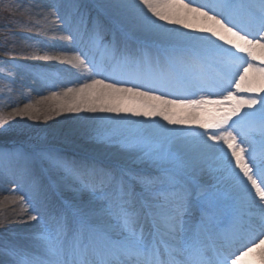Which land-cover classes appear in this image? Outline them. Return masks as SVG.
<instances>
[{
    "label": "snow or ice",
    "instance_id": "6c2138e0",
    "mask_svg": "<svg viewBox=\"0 0 264 264\" xmlns=\"http://www.w3.org/2000/svg\"><path fill=\"white\" fill-rule=\"evenodd\" d=\"M43 7L47 14L35 2L7 5L27 11L29 23L21 26L28 32L61 31L59 23L68 32L59 40L82 45L72 55H53L38 46L45 42L21 36L34 58L75 69L77 86L0 110V133L12 131L17 116L47 121L81 112L160 117L203 131L181 133L176 148V129L158 125L149 133L77 117L71 134L89 147L69 157L46 137L33 142L19 129L20 146L0 149V174L28 185L12 201L25 227L0 239V264H264V0H71ZM190 21L205 35L166 26L191 29ZM122 99L138 105L121 107ZM229 101L223 115L207 113ZM38 166L47 182L37 178Z\"/></svg>",
    "mask_w": 264,
    "mask_h": 264
},
{
    "label": "rangeland",
    "instance_id": "374dc122",
    "mask_svg": "<svg viewBox=\"0 0 264 264\" xmlns=\"http://www.w3.org/2000/svg\"><path fill=\"white\" fill-rule=\"evenodd\" d=\"M37 3L41 6L43 4H68L71 0H0V110L11 112L17 107H23L26 103H32L30 98L24 102L21 100L22 93L27 94L29 88L23 86L20 80L33 82L37 87L45 89L49 95L51 92L61 91V86H63V74L62 71L56 65H49L46 61L34 58L31 55L32 48L28 47L21 36H33L36 40L45 42L43 45H38L44 48V51L51 53L53 48L47 41L48 35H38V33L33 30L28 32L26 27L21 25L29 23V16L27 11L23 8L20 10H9L7 5L12 4L13 8L17 4L28 5L31 3ZM84 3H91L92 0H82ZM43 8L41 6V12ZM63 12V10H62ZM43 24L44 21H41ZM5 25H9L5 28ZM64 29V25L60 24ZM66 31V30H65ZM9 32L17 33L16 36L8 35ZM48 34V33H47ZM66 35L68 32L66 31ZM7 38V39H6ZM36 40L29 41V44L36 43ZM108 35L104 37V43H107ZM82 48V46H81ZM84 50H87L85 48ZM75 51H79L78 49ZM90 51V50H87ZM43 52V51H42ZM8 63H5V62ZM13 62L15 63L14 66ZM45 73L48 77L46 81L34 78L33 73ZM48 95V96H49ZM7 98V99H5ZM18 100V102H14ZM18 103L16 106H10L8 108L4 107L5 103ZM118 103L121 107H135L138 105L137 101L122 99ZM68 113H62L60 115L53 116L49 120L45 121L43 119L33 120L27 116H17L14 118L13 130L7 133H0V149H12L14 147L20 146V137L18 136L19 129H26L33 136V142H36L38 137H46L47 141H57L59 143H66L67 146L61 148L63 152L69 157H78L84 154V151L89 147L83 140H79L77 137L73 136L72 130L76 127L77 119L74 122H69L67 124L63 123V119ZM89 114H77L79 118L88 117ZM90 118L96 119H111L113 121H120V127L125 130H135L142 129L146 132L157 131V125L154 123L153 117H143V116H133L131 113H120L119 116L115 113H96ZM123 118V120H121ZM199 132V131H198ZM182 139V135H174V147L179 148V141ZM76 140L77 147L71 141ZM53 147H58L56 145H51ZM60 148V147H58ZM78 149V150H77ZM4 162L0 161V165ZM14 166V162H13ZM36 176L47 182L49 174L40 169L38 166L36 169ZM0 220L7 217V211L14 209H19V204L12 203L15 197L21 194H27L29 189L28 185L20 180L15 182L9 176L5 178L0 174ZM19 185L20 190L14 191L16 186ZM13 222L8 218V223L10 225ZM14 226V233H18L24 230V226L21 224L12 223ZM5 225H0L3 227ZM8 233L4 230H0V236H6Z\"/></svg>",
    "mask_w": 264,
    "mask_h": 264
},
{
    "label": "bare ground",
    "instance_id": "6f19581e",
    "mask_svg": "<svg viewBox=\"0 0 264 264\" xmlns=\"http://www.w3.org/2000/svg\"><path fill=\"white\" fill-rule=\"evenodd\" d=\"M44 5H48V4H43L41 3V6L43 8L42 10V14H47V12L49 11L48 8H45L43 7ZM63 10V9H62ZM64 11V10H63ZM63 13V12H62ZM49 19H54V17H49ZM190 23H193L194 27L191 28V29H183L181 26H173V25H166L167 27H178L180 28V31H186L188 32L190 35H194V36H201V35H205L204 33H201L197 30L198 28V25H197V22L196 21H190ZM57 28L61 29V31H57V32H52V31H49L48 32V38H47V41L50 43V46L53 48V51L50 53V54H57L58 52L60 51H63L65 52L66 54L68 55H72L74 54L76 51L75 49L77 50H81V44L79 43H72V44H69L68 42L66 41H62V40H59L58 37L61 36V35H66V31L64 30V28L62 26H60L59 23H57L56 25ZM65 27V26H64ZM55 36L57 37V39H52V37ZM107 36V35H106ZM111 39V35L108 34V40ZM215 39V38H213ZM218 43H223L222 41H217ZM227 47V45H225ZM89 50V49H88ZM44 52H40L39 55H43ZM90 54H95L96 55V58L99 59V56L100 54L99 53H93L91 52L90 50ZM47 64L49 65H56L58 66V68L62 71V74H63V86H61V91L63 90V88L65 87H75L77 86V76L79 75L75 69L71 68L70 65H67V64H62L58 61H46ZM71 71V74H69V71ZM20 83L21 85L23 86H27L29 88V92L27 94H23L22 93V96H21V100L22 101H26L27 97L30 98L31 102L32 103H35L36 101L40 100L41 97H46L49 95V93L45 90V89H42L40 87H37L33 82H29V81H23L22 79L20 80ZM214 95H211V96H214L213 98L211 99H214V100H219L221 99V96L213 93ZM14 102H18V100H15ZM230 103H233L231 101L229 102H224L223 104L220 105V108L217 109L215 107H211V106H208L207 108V113L212 115V116H220V115H223L227 110H228V107H229V104ZM7 107H10V106H17L18 103H8L7 102ZM246 110V109H245ZM178 112L179 115H186L188 113V109H177L176 110ZM196 111V114L198 116H200L201 118H207L206 116V113L197 109L195 110ZM77 114H80V113H68L66 114V117L63 119V123L64 124H67L69 122H74L76 119H77ZM81 114H86L84 112H81ZM89 114L88 117H91L93 115H95L96 113H87ZM102 114V113H101ZM235 119V118H233ZM153 120H154V123L158 126V125H163L165 128H168V129H176V130H179L175 135H180L181 133L183 132H202L203 130L199 128V126L197 124H191V125H168L163 119H161L160 117H153ZM181 141L182 139L179 141V146H181ZM48 144L50 145H56L60 148H63V147H66L67 144L66 143H59L57 141H47ZM78 150V149H77ZM1 185V184H0ZM2 193H0V196H1ZM20 212V207L19 209L17 210H14V209H11V210H8L7 211V216L8 218H10L11 220H13L12 223H16V224H21L24 226V224L21 222L20 220V217L17 215V213ZM2 219H4L3 216H1ZM12 223L9 225H5L3 227H0V230H4L6 231L8 234V237H11L12 234L14 233L13 229H14V226L12 225ZM25 227V226H24ZM6 236H0V239H3L5 238Z\"/></svg>",
    "mask_w": 264,
    "mask_h": 264
}]
</instances>
